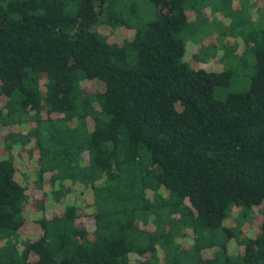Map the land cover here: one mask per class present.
<instances>
[{
	"label": "trees",
	"instance_id": "trees-1",
	"mask_svg": "<svg viewBox=\"0 0 264 264\" xmlns=\"http://www.w3.org/2000/svg\"><path fill=\"white\" fill-rule=\"evenodd\" d=\"M150 1L120 45L95 28L130 26L112 0H0V264H156L171 240V264H264V217L238 263L180 230L264 205V30L218 100L230 71L182 61L188 0Z\"/></svg>",
	"mask_w": 264,
	"mask_h": 264
},
{
	"label": "rangeland",
	"instance_id": "rangeland-1",
	"mask_svg": "<svg viewBox=\"0 0 264 264\" xmlns=\"http://www.w3.org/2000/svg\"><path fill=\"white\" fill-rule=\"evenodd\" d=\"M111 5L130 25H123L126 30L119 31L122 25L117 23L97 24L95 28L99 35L112 44L121 45L131 39L136 30H143L147 22L157 15L150 0H112ZM185 11L188 22L178 34L185 47L182 61L195 69L230 71L227 84L213 87L215 99L223 100L230 93L245 91L254 72L255 51L263 43L264 0H188ZM41 128L48 131L50 126L42 125ZM263 217L264 205H231L219 229H202L196 234L191 228L180 229L179 223L177 227L167 225L163 229H170L169 238L177 230H183L186 238H182L187 242L190 239L192 243L197 239L195 236L200 235V243L210 246L207 247L210 257L213 253H221L223 258L238 263L245 240L254 236ZM162 245L156 247V255L152 259L156 264L190 261L189 255L180 250L181 246L176 248L173 240L166 244L169 245L166 249Z\"/></svg>",
	"mask_w": 264,
	"mask_h": 264
}]
</instances>
